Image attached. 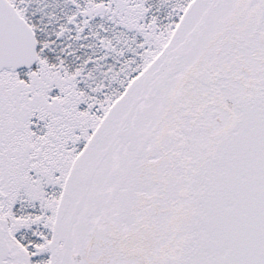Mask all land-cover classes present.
<instances>
[{
    "label": "snow or ice",
    "instance_id": "1",
    "mask_svg": "<svg viewBox=\"0 0 264 264\" xmlns=\"http://www.w3.org/2000/svg\"><path fill=\"white\" fill-rule=\"evenodd\" d=\"M0 264H264V0H0Z\"/></svg>",
    "mask_w": 264,
    "mask_h": 264
}]
</instances>
